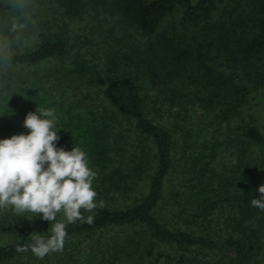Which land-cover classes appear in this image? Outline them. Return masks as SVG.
<instances>
[{"label": "trees", "instance_id": "1", "mask_svg": "<svg viewBox=\"0 0 264 264\" xmlns=\"http://www.w3.org/2000/svg\"><path fill=\"white\" fill-rule=\"evenodd\" d=\"M38 106L103 202L47 264H264V0H0V140Z\"/></svg>", "mask_w": 264, "mask_h": 264}, {"label": "clouds", "instance_id": "2", "mask_svg": "<svg viewBox=\"0 0 264 264\" xmlns=\"http://www.w3.org/2000/svg\"><path fill=\"white\" fill-rule=\"evenodd\" d=\"M56 123L54 109L38 106L23 121L28 134L0 140V210L33 218L42 214L40 218L51 225L50 236L33 233L30 244L16 249L20 253L30 250L39 259L62 251L67 225L93 223L94 216L84 213L103 206L95 200L96 173L89 167L87 153L79 147L58 148ZM258 192L259 198L252 199L251 205L264 211V184Z\"/></svg>", "mask_w": 264, "mask_h": 264}, {"label": "rangeland", "instance_id": "3", "mask_svg": "<svg viewBox=\"0 0 264 264\" xmlns=\"http://www.w3.org/2000/svg\"><path fill=\"white\" fill-rule=\"evenodd\" d=\"M256 113L259 114L260 116L264 117V111L256 112ZM22 219L23 220H22V224H21L20 228H22L26 233L33 234L36 231L35 229H37V227L34 225L33 221H31L30 217H23ZM13 232H15V231H11L9 228L5 229V228L1 227V225H0V242H2L4 239H6V238H4V236L10 237V235L13 234ZM34 257H35L34 255H30L29 257H24L21 260H22V262H27L28 264H31V263L36 264V262H39L41 264H47L48 263V261L46 260L47 257H45L44 259L38 258L37 259L38 261Z\"/></svg>", "mask_w": 264, "mask_h": 264}]
</instances>
